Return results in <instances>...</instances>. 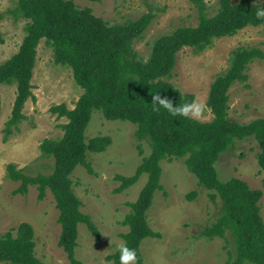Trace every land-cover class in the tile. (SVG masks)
<instances>
[{"label": "trees", "instance_id": "obj_1", "mask_svg": "<svg viewBox=\"0 0 264 264\" xmlns=\"http://www.w3.org/2000/svg\"><path fill=\"white\" fill-rule=\"evenodd\" d=\"M191 2L198 10L199 24L179 26L157 38L147 59L139 56L134 43L143 39L154 19L151 12L136 20L110 24L91 8L79 7L74 0H18L17 6L10 10L17 20L28 22L18 52L0 63V84L15 83L17 88L8 125L15 126L24 120L25 104L35 98L32 79L38 47L44 39L53 47L55 62L71 67L84 91L73 109L65 103L51 108L53 114L66 117L68 122L63 125L61 138H47L41 143L42 153L55 160L50 174L31 176L16 164L8 166V176L22 181L17 193H27L30 185L39 186L40 200L46 197L48 189L53 193L62 228L59 245L71 264H82L76 256L80 224L87 225L97 239L100 237L92 217L80 208L82 200L74 191L71 177L78 165L93 173L89 152H103L112 142L109 135L86 140L85 132L94 110L102 111L109 120L137 124V138L146 140L151 147V153L143 157L134 175H117L121 185L116 192L132 186L143 174L148 175L138 199L129 203L131 211L123 221L130 229L122 236L125 244L136 250L137 264H145L142 241L159 236L150 227L147 212L155 192L162 188L161 161L167 157L185 158L188 170L199 184L213 191L210 198L213 201L220 198L219 216L202 235L210 239L226 238L233 243L234 251L227 264H264V218L260 205L263 191L238 177L222 181L216 167L220 155L237 140L252 137L260 147L258 161L264 170V117L249 123L233 122L229 117L231 87L236 82H248V66L256 59H264V50L241 46L232 51L229 67L210 87L207 105L213 114L211 120H189L173 117L163 108L152 109L155 94L178 105L195 99L194 94L184 93L168 80L182 49L191 47L200 53L211 47L216 38L234 36L248 26H264V18L255 15L258 2L254 0L237 3L219 0L213 16L208 14L207 0ZM1 105L0 93V110ZM194 196L195 193L188 198ZM35 248V229L23 222L16 230L0 233V264H45L37 257ZM107 259L119 264V253L114 252Z\"/></svg>", "mask_w": 264, "mask_h": 264}, {"label": "rangeland", "instance_id": "obj_2", "mask_svg": "<svg viewBox=\"0 0 264 264\" xmlns=\"http://www.w3.org/2000/svg\"><path fill=\"white\" fill-rule=\"evenodd\" d=\"M74 2L79 7L91 8L95 15L110 24L153 13L154 19L143 39L134 43L143 59L150 56L152 44L160 36L179 26L199 24L198 10L191 0ZM17 3L18 0H0V63L18 52L26 34L28 21L17 20L10 13ZM207 3L208 14L215 15L219 0H207ZM241 46H258L264 50V26H248L234 36L216 38L211 47L200 53L191 47L179 52L173 76L168 80L184 93L194 94L195 100L204 104L205 112L200 121L213 118L207 105L210 87L229 67L232 51ZM247 72L248 82H236L229 91V117L233 122L249 123L264 117V59L252 61ZM32 83L35 98L26 102L25 118L15 126H9L8 121L12 117L16 84H0V233L16 230L23 222L30 223L35 229L37 257L45 264H71L59 245L62 228L53 193L48 189L46 197L40 200L38 185H30L25 194L17 193L22 181L8 176V166L16 164L31 176L50 174L55 160L42 153L41 143L47 138H61L63 125L68 122L66 117L53 114L51 108L65 103L73 109L84 91L76 82L73 69L55 62L53 47L45 39L38 47ZM137 128L133 122L109 120L102 111H93L85 132L86 140L109 135L112 142L103 152H89L93 173L78 165L71 175L74 191L82 200L81 210L92 217L100 232L97 239L87 225H79L76 256L82 264H113L107 257L116 252L117 244L125 243L122 235L129 232L130 227L123 221L131 211L129 203L138 199L148 175L143 174L132 186L116 192L121 185L117 175H134L143 157L151 153L149 143L137 138ZM259 152L254 138L237 140L231 149L220 155L216 167L222 181L238 177L263 191L260 205L264 218V170L258 161ZM161 166L162 188L155 192L147 212L149 225L159 236H149L142 241L145 264H227L234 251L233 243L226 238L210 239L202 235L219 216L220 198L216 201L210 198L213 191L199 184L198 178L188 170L185 158L167 157L161 161ZM193 193L195 196L189 199L188 195ZM228 237L231 236L228 234Z\"/></svg>", "mask_w": 264, "mask_h": 264}, {"label": "clouds", "instance_id": "obj_3", "mask_svg": "<svg viewBox=\"0 0 264 264\" xmlns=\"http://www.w3.org/2000/svg\"><path fill=\"white\" fill-rule=\"evenodd\" d=\"M255 15L258 19L264 18V5L258 3ZM153 111H159L161 108L170 113L173 117L180 116L189 120L200 121L205 112V106L198 100L185 102L183 104H173L169 99L161 98L160 95H153L151 101ZM116 252L119 253V264H137V252L129 248L125 243L116 245Z\"/></svg>", "mask_w": 264, "mask_h": 264}]
</instances>
